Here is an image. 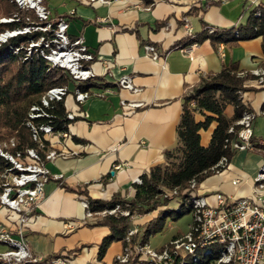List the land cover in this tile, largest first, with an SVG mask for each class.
Segmentation results:
<instances>
[{
    "label": "crops",
    "instance_id": "crops-1",
    "mask_svg": "<svg viewBox=\"0 0 264 264\" xmlns=\"http://www.w3.org/2000/svg\"><path fill=\"white\" fill-rule=\"evenodd\" d=\"M107 1L45 0L55 20L68 19L72 37L83 36L94 52L92 70L96 74L91 88L94 95L82 106L86 117L69 125V138L47 137L49 149L58 156L45 162L52 177L45 185V198L24 227L31 253L49 264H61L56 261L59 257L68 258L69 264H114L125 250L124 242H112L100 259V245L111 231L86 218L83 201L107 202L114 196L132 200L135 181L151 168L165 165V153L177 146L184 96L203 77L226 66L237 65L242 73H253L264 60L262 37L224 44L223 59L217 51L219 44L209 39L189 54L179 46L189 37L186 21L196 35L205 27L229 30L245 25L251 11L264 6V0ZM148 44L165 56V62L146 56ZM125 75L132 77L139 92L116 85ZM246 87L249 90L243 93V100L255 114L253 143L259 147V141L264 140V89L254 80ZM129 103L140 107L132 108ZM74 106L69 97L66 108L73 110ZM234 113V107L227 106L225 114L232 117ZM196 120L203 121L204 116L198 114ZM216 126L213 122L200 132L202 146H209ZM229 161L226 169L198 184L197 194L206 197L211 206L216 205L217 193L234 199L250 196L264 156L258 148L237 150ZM235 180L238 183L234 184ZM11 215L0 210V226L17 234L16 217ZM157 216V211L141 215L133 220V227L143 231ZM185 233L172 234L163 246L153 247L160 249Z\"/></svg>",
    "mask_w": 264,
    "mask_h": 264
},
{
    "label": "built area",
    "instance_id": "built-area-1",
    "mask_svg": "<svg viewBox=\"0 0 264 264\" xmlns=\"http://www.w3.org/2000/svg\"><path fill=\"white\" fill-rule=\"evenodd\" d=\"M24 12L34 13L37 21L30 16L25 19L22 28L6 31L0 34V47L18 35L33 34L41 32L37 38H31L27 47L15 48L14 54H19L21 48L25 50L23 60L36 56L43 58L52 70H59L65 73L69 82L65 86H58L48 90L42 97V103L49 107L50 103L63 101L65 108L69 97L75 104L73 110L66 108V118L70 123L80 117H86L82 110L83 104L94 95L91 91L95 84L96 74L92 70V62L95 55L84 43L82 35L72 37L68 33L69 22L66 18L54 19L51 9L46 5L45 0H11ZM87 3H107V0H85ZM226 1V0H223ZM256 17L261 16V11L256 12ZM20 16L13 15L10 18L2 19L3 23L19 22ZM189 37L194 39L196 34L186 21ZM208 33L214 32V27H207ZM238 37V32L235 33ZM199 45L194 41L180 49L189 54L191 50ZM219 56L225 57V45L219 44L217 48ZM146 56L153 61L165 62L163 56L155 46L145 45ZM165 66V63L162 64ZM245 73H241L244 75ZM257 78L256 83L264 88V60L252 73ZM116 85L122 89L132 92H139L135 87L132 77L122 76ZM84 88H87L84 90ZM243 97V96H242ZM132 108L140 107V104H131ZM31 117L47 116L38 107L32 109ZM264 114V110L262 112ZM255 114L251 110H245L242 118L237 122L241 126L235 138L229 142L232 152L237 150L254 151L258 148L264 156V140L259 141L256 147L253 143V122ZM33 131V139L38 144V149H27L24 154L17 153L10 155L2 151L0 155L11 163V167L0 177V210L5 209L14 217L16 233L13 234L6 227L0 226V264H49L42 256L31 253L28 244L24 240V227L30 223L39 204L45 198V185L50 180L51 173L46 168L47 160H55L58 153L54 150L46 152L45 157L40 154L44 148L42 134L48 136L56 135L60 138H69L68 131L55 133L49 124L34 126L29 123ZM233 128L230 129V132ZM15 145L14 142H12ZM229 165V159L223 157L217 166L223 170ZM221 172V171H220ZM218 173V172H217ZM59 179L58 176H54ZM141 179L135 183L140 184ZM238 180L234 181V184ZM198 183L195 180L190 182V188L185 191L189 193L186 202L187 210L193 216L188 231L182 236L172 239L164 247L154 248L149 242L141 240L131 244L134 236L139 234V229L133 227L126 236L127 246L121 255L116 257L114 264H264V162L260 166L254 178V187L250 196L234 199L224 194H216V205L211 206L206 197L197 194ZM179 195L178 189L167 193L166 197ZM86 209V218L92 219L96 215H122L130 217L133 221L140 214H131L123 205L117 204L115 208L93 213L90 210V202L83 201ZM126 206H128L126 204ZM179 207V208H178ZM172 211L182 213V206ZM68 228H74L71 224ZM56 261L61 264H69V259L59 257Z\"/></svg>",
    "mask_w": 264,
    "mask_h": 264
},
{
    "label": "trees",
    "instance_id": "trees-1",
    "mask_svg": "<svg viewBox=\"0 0 264 264\" xmlns=\"http://www.w3.org/2000/svg\"><path fill=\"white\" fill-rule=\"evenodd\" d=\"M9 1L0 0V11L8 15V18L18 14L21 20L11 23L0 22V34L22 28L27 16L37 21L34 13L21 11L15 2ZM146 3L152 4L154 0H146ZM258 10L261 11L260 17L255 15ZM236 32L238 37L235 36ZM41 34V32H35L18 35L0 47V142L10 137L16 139L14 148L9 150L12 155L24 154L31 148L39 150L29 123L34 126L49 124L55 133L68 131L67 125L70 123L66 118L63 101L52 102L49 107H45L42 103V97L48 90L68 84V76L62 71L52 70L43 58L33 56L23 60L24 48H21L19 54L13 53L15 48L27 47L31 38L37 39ZM256 37H262L264 40V6L255 7L245 25L229 30L215 29L211 34L205 27L203 32L197 34L194 39L188 38L184 45L179 46L185 47L194 41L200 44L207 39L213 44H227ZM14 65H16L15 71H12L11 67ZM241 73L237 65H230L217 74L203 77L199 85L184 96L182 115L177 127V146L165 153L166 164L155 166L141 176L142 182L134 184L136 194L132 200L127 201L120 196H114L107 202L89 201L90 210L98 213L121 204L131 214L145 215L157 211L158 216L146 225L144 231L139 230V234L132 238L131 244L140 240L144 243L149 242L151 236L162 232L168 215H175V220L182 216L184 213L178 214L169 210L170 203L176 201L184 208L189 196V193L185 191L190 188V182L195 180L199 184L208 176L222 171L223 169L217 166L218 163L223 157L230 160L233 154L229 148V142L235 138L241 128L237 122L242 118L245 110H251L242 96L249 90L246 87L247 82L257 80L252 73L244 75ZM229 105L235 109L232 117L225 114ZM34 107H38L47 116L32 118ZM198 114L204 116L203 121L196 120ZM213 122H216L217 126L209 146L204 147L201 144L200 132L207 130ZM231 128H233L232 132H230ZM74 140L82 142L76 137ZM42 142L44 148L40 149V154L45 157L50 149L49 142L43 134ZM10 167L11 163L0 155V176ZM175 189H178L179 195L165 196ZM94 221V225L107 226L111 231V235L106 237L100 245V259L104 257L108 247L114 241H123L125 247L127 246L125 239L128 231L133 228L130 217L96 215ZM55 258L56 256L51 259Z\"/></svg>",
    "mask_w": 264,
    "mask_h": 264
},
{
    "label": "rangeland",
    "instance_id": "rangeland-1",
    "mask_svg": "<svg viewBox=\"0 0 264 264\" xmlns=\"http://www.w3.org/2000/svg\"><path fill=\"white\" fill-rule=\"evenodd\" d=\"M6 2H10V1L6 0ZM5 18H8V15H5L3 13V11H0V22L3 23L2 19H5ZM15 67H16V65L12 66L11 70L15 71ZM12 142L16 143V139L14 137L7 138L4 141L0 142V147H1L2 151L12 155L9 152V150L14 148V146H15L12 144ZM178 206H179V203H177L176 201H173L170 203L168 208L170 211H172L174 208H176ZM187 208H188L187 205H185L184 208H182V213H184V214L176 220H175V215H173V216L168 215L167 221H166L167 222L166 227L164 228V230L162 232L156 234V235L151 236L149 239V243L152 246H163L170 239L172 234L185 233L189 229V226L193 220L192 214L190 212L186 211ZM0 250H2V249L0 248Z\"/></svg>",
    "mask_w": 264,
    "mask_h": 264
}]
</instances>
